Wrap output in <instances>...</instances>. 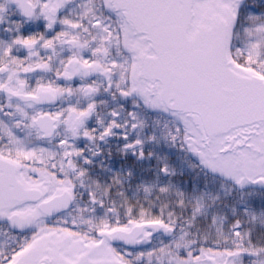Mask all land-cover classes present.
Returning <instances> with one entry per match:
<instances>
[{
  "label": "flooded vegetation",
  "instance_id": "1",
  "mask_svg": "<svg viewBox=\"0 0 264 264\" xmlns=\"http://www.w3.org/2000/svg\"><path fill=\"white\" fill-rule=\"evenodd\" d=\"M236 14L237 59L264 73V45L244 44L264 0ZM133 62L107 0H0V264L264 255V185L181 167L176 123L145 107Z\"/></svg>",
  "mask_w": 264,
  "mask_h": 264
},
{
  "label": "water",
  "instance_id": "2",
  "mask_svg": "<svg viewBox=\"0 0 264 264\" xmlns=\"http://www.w3.org/2000/svg\"><path fill=\"white\" fill-rule=\"evenodd\" d=\"M244 0H107L123 21L134 90L177 120L207 171L264 185V75L233 58Z\"/></svg>",
  "mask_w": 264,
  "mask_h": 264
},
{
  "label": "rangeland",
  "instance_id": "3",
  "mask_svg": "<svg viewBox=\"0 0 264 264\" xmlns=\"http://www.w3.org/2000/svg\"><path fill=\"white\" fill-rule=\"evenodd\" d=\"M249 34H252V36L249 37V40H247V43L246 42L244 43L246 46V49H248V45H256V46L264 45V30L256 31V32L249 33ZM237 36H238V40L240 42L241 38H242L240 31L237 32ZM238 44L240 45V43H237L234 45V49H237V46H239ZM251 50L253 51V49H251ZM166 124L169 128L173 127V128H175V131L178 132V130H179L178 127L177 126L174 127L171 122L167 121ZM189 167H196V165H195V163L191 162V165Z\"/></svg>",
  "mask_w": 264,
  "mask_h": 264
},
{
  "label": "trees",
  "instance_id": "4",
  "mask_svg": "<svg viewBox=\"0 0 264 264\" xmlns=\"http://www.w3.org/2000/svg\"><path fill=\"white\" fill-rule=\"evenodd\" d=\"M183 150L186 153L184 147H183ZM191 161H193L195 163L194 160H191ZM196 167H198V166L196 165ZM213 178H216V177H213ZM211 182H214V181H211ZM199 257H200L199 255H192L191 256V258H193V259H198ZM255 258H256V264H264V255H257Z\"/></svg>",
  "mask_w": 264,
  "mask_h": 264
}]
</instances>
